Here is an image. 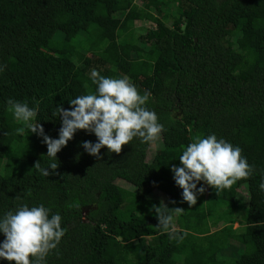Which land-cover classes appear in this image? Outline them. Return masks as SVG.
I'll return each mask as SVG.
<instances>
[{"label": "trees", "instance_id": "16d2710c", "mask_svg": "<svg viewBox=\"0 0 264 264\" xmlns=\"http://www.w3.org/2000/svg\"><path fill=\"white\" fill-rule=\"evenodd\" d=\"M0 67V215L21 203L61 215L45 264H264V0H0ZM92 70L149 91L163 131L98 160L81 146L95 135L77 130L45 177L42 137L6 101L35 105L30 122L57 138L52 113L94 92ZM208 134L239 146L254 172L218 193L204 185L189 207L170 168ZM160 203L184 210L171 236L150 210Z\"/></svg>", "mask_w": 264, "mask_h": 264}, {"label": "clouds", "instance_id": "9594fccd", "mask_svg": "<svg viewBox=\"0 0 264 264\" xmlns=\"http://www.w3.org/2000/svg\"><path fill=\"white\" fill-rule=\"evenodd\" d=\"M91 79L95 85L94 92L69 100V109L56 106L52 115L58 114L60 119L57 138L46 135L39 122H30L37 114L35 105L29 107L26 102L11 98L6 101L13 119L23 122L28 132L42 137L50 161L47 167L42 168L37 163L34 166L45 177L50 174L47 169H52L54 174L56 153L77 130L95 135V142L83 141L81 146L98 160L102 147H106L109 153L119 154L122 145L129 144L134 137L139 138L141 143L152 142L163 131L155 112L146 107L151 97L149 91L144 90L140 94L126 76L106 77L92 70ZM178 158L179 165L171 166L170 171L175 186L181 190L182 201L187 202L189 207L195 205L197 197L205 191L204 185L211 186L218 193L237 180L249 178L254 172L253 166L241 155L239 146L217 138L215 134L196 136L183 148ZM258 188L264 192V175ZM150 210H154L157 226L170 236L175 231L173 214L179 215L184 211L179 207L169 208L163 203L152 205ZM0 234L4 236L0 241V259L14 261L15 264H45V257L57 247L65 229L61 227L58 212H51L43 204L29 206L21 203L15 210L0 215Z\"/></svg>", "mask_w": 264, "mask_h": 264}, {"label": "rangeland", "instance_id": "374dc122", "mask_svg": "<svg viewBox=\"0 0 264 264\" xmlns=\"http://www.w3.org/2000/svg\"><path fill=\"white\" fill-rule=\"evenodd\" d=\"M138 24V23H137ZM139 25V24H138ZM106 36H108V37H112V34L111 33H107V34H105ZM158 140V138L156 139V141ZM155 141V140H154ZM152 149H153V147H152ZM151 148H149L148 149V151H147V157H149L150 156V154L152 153V150ZM119 184H122L123 186H124V184H123V182H121V181H119L118 182ZM126 188H129L130 186L129 185H127V186H125ZM237 193H239L241 196L239 197L240 198V201L242 202V204L243 205H246V198H247V195L245 194V192H244V189H241V191L240 190H237ZM154 195H157V196H159V197H161V195L157 192V191H155L154 192ZM243 201H244V203H243ZM242 206V205H241ZM240 210H243V209H239L238 211H240ZM234 211H237V209L236 210H234ZM238 213H236V215H237ZM237 222H235L234 224H233V227H237ZM238 253H236L235 255H237ZM229 256H233V254L232 255H229Z\"/></svg>", "mask_w": 264, "mask_h": 264}]
</instances>
